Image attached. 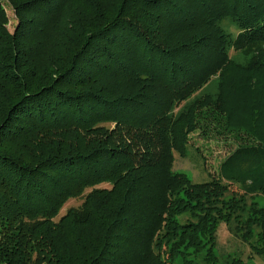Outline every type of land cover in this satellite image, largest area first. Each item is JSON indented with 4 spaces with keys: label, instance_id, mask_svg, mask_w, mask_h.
I'll list each match as a JSON object with an SVG mask.
<instances>
[{
    "label": "trees",
    "instance_id": "16d2710c",
    "mask_svg": "<svg viewBox=\"0 0 264 264\" xmlns=\"http://www.w3.org/2000/svg\"><path fill=\"white\" fill-rule=\"evenodd\" d=\"M4 1L36 30L0 0V264L264 261V0ZM196 130L242 142L200 181Z\"/></svg>",
    "mask_w": 264,
    "mask_h": 264
},
{
    "label": "rangeland",
    "instance_id": "374dc122",
    "mask_svg": "<svg viewBox=\"0 0 264 264\" xmlns=\"http://www.w3.org/2000/svg\"><path fill=\"white\" fill-rule=\"evenodd\" d=\"M4 7V13L7 18V21L4 23L5 30L10 34L14 35L16 33L24 32L26 33L25 38H30V33H35L34 30L36 28L32 29V26L29 27V25H26V28H24V31H20L19 27L22 21L18 19L19 15L17 16V13L14 11V9L11 7L9 3H6V1L2 0ZM185 8L190 9L189 7ZM191 10V9H190ZM71 15V14H69ZM21 18H28L32 15L20 13ZM82 22V21H81ZM81 22H72L71 25H68V27L63 24L62 27H59V29L55 30H48L47 37L48 38H72L73 33L76 34V31L82 27ZM222 26L225 29H228L229 31H235V26L232 24H228V20L222 21ZM35 27V26H34ZM64 31H67V35H64ZM39 34V32L37 33ZM42 36V35H41ZM20 37V35H19ZM24 37H20L19 44L25 41L26 39H23ZM28 42V41H27ZM24 43V42H23ZM32 46L33 44L29 43L26 44V46ZM54 55V53H52ZM49 55L51 60H54L53 56ZM46 66H43L42 68H45ZM41 68V69H42ZM41 69L39 71H41ZM38 70L37 68L33 69ZM41 73V72H38ZM2 111L0 110V120L3 117ZM230 129H235L234 127H230ZM199 130H196L195 132H191L189 134V144H190V152L191 155L187 157H182L178 155L177 152L174 153L175 159L173 162V171L174 172H182L184 175H186L189 179L192 181H200L207 179L210 175L217 176L218 174V167L219 164L223 161V159L231 153V151L239 144H241V140L235 139L234 133L228 132L224 133L223 135H217L214 134L208 138L204 137V135H200ZM246 135H242V137H245ZM213 137V138H212ZM195 149L197 151H195ZM104 186H107L106 184H103ZM230 189L235 191H241L240 188L237 187V185L231 184ZM79 199L77 200H69L65 206L69 205H75L79 203ZM263 200H260V203H262ZM217 241H218V248L222 252H239L243 258H245L249 254V249L247 246H245L242 242H240L237 238H234L226 229V226L221 223L218 227L217 231ZM177 264H180V259L177 257ZM250 264H264V261L260 259L259 257L253 255V261L250 262Z\"/></svg>",
    "mask_w": 264,
    "mask_h": 264
}]
</instances>
